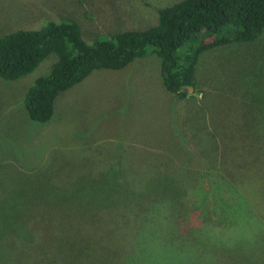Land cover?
<instances>
[{"label":"rangeland","instance_id":"obj_1","mask_svg":"<svg viewBox=\"0 0 264 264\" xmlns=\"http://www.w3.org/2000/svg\"><path fill=\"white\" fill-rule=\"evenodd\" d=\"M179 1L0 0V35L72 20L90 43L117 32L155 26L157 11ZM56 60L51 54L26 76L14 81L0 78V264H127L129 258L128 264H146L143 245L158 237L177 248L179 244L170 236L176 231L195 254L198 249L214 253L215 264H264V32L251 42H232L199 56L198 91H191L188 102L177 100L172 107L174 139L165 135L170 116L160 104V98L174 96L162 85L155 54L135 59L121 70H95L59 94L49 122H32L23 106L25 92ZM182 137L189 146L184 147ZM222 146L230 159L222 164L227 167L224 172L239 174L238 182L243 184L237 188L255 211V219L243 217L250 239L230 237L225 242V234L238 228L243 213L235 212L241 200L228 186L232 179L209 169L216 161L210 155L207 158L205 151L220 152ZM180 148L188 155L178 154ZM186 164L197 173L190 174L188 189L181 193L186 186L176 177L186 171ZM164 165L175 172L171 178L162 176ZM113 171H118L116 176ZM119 175L126 186L138 181L143 191L133 186L124 194L142 195L145 209L157 199L146 223L135 226L145 215L143 210L133 218L134 245L123 261L128 244L119 237L121 230L78 219L80 215L95 217L101 207L110 206L105 203L107 193L95 192L117 183ZM218 200L233 207L234 216L220 228L214 225L215 216L210 217L211 203ZM82 202V207L77 206ZM29 211L37 215L36 221L47 222L50 240L41 235L26 240L22 223ZM115 215V207L108 209L106 224L114 222ZM231 219L235 226L230 225ZM210 229L218 231L208 235ZM95 234L104 238L101 243L108 256L103 252L97 258L93 252L88 242ZM242 257L243 263L238 262Z\"/></svg>","mask_w":264,"mask_h":264},{"label":"trees","instance_id":"obj_2","mask_svg":"<svg viewBox=\"0 0 264 264\" xmlns=\"http://www.w3.org/2000/svg\"><path fill=\"white\" fill-rule=\"evenodd\" d=\"M157 14L158 21L155 26L145 30L117 32L109 37L95 39L90 43L83 38L79 25L72 20L50 21L37 30L19 29L0 35V78L5 81L17 80L32 73L49 55L55 54L57 56V60L49 72L45 76L37 78L27 89L23 98V106L28 118L32 122L44 124L51 120L54 101L59 94L83 82L95 70H121L135 59L155 54L160 60L163 87L176 99L184 100L188 97L186 89L198 91L195 81V67L199 56L204 51L232 42H251L264 32V0H181L171 6L160 8ZM205 38L210 40L206 41ZM256 141L259 142V140ZM182 142L184 147L185 144L189 146L185 137H182ZM222 147V150L216 153L215 151H205L207 158L211 156L216 161L209 169L211 172H221V174L232 179L228 186L233 187L234 193L232 195L241 200L236 205L237 209L239 208L238 211H235L236 214L239 215L242 212V218L255 219V211L250 201L245 198L244 192H241L244 194L242 196L237 188L243 184L238 182L237 176L239 174L234 171L233 173L229 171L230 174L224 172L227 167L222 164H226L230 159L229 152L224 146ZM218 156H220V162ZM255 156L257 159V155ZM148 167L150 172L151 166ZM189 167L186 164V171H180L176 177V180H183L186 186L181 193L188 189L191 182L190 174L197 173L192 172ZM163 168L162 176L171 178L175 174V172L167 170L166 165ZM143 170L141 171L146 173L145 169ZM236 171L238 170L236 169ZM113 172L115 176L118 173V171ZM241 178L244 179L245 177L242 175ZM121 180L122 176L119 175L114 180L117 183L110 182L104 185L101 191L95 192L96 195L102 194L104 196L107 193L109 197L105 203L110 205L109 207H101L95 217L80 215L78 219H84L96 227L121 230L119 237L128 244L120 258L123 261L134 245L131 239L136 236L134 231L137 228H133V218L143 210L147 214L145 213L135 226L146 223L149 220L147 215L150 209L154 207L153 202L155 204L157 199L148 203L145 209L146 204L140 203L144 200L142 195L127 196L124 194L133 186L143 191L140 185H136L138 181H132L126 186L121 184ZM233 183H236V186L232 185ZM120 189L121 191H119ZM113 192L116 193L113 194ZM170 201L176 200L170 199ZM82 205L83 202L77 206L82 207ZM176 205L180 207L177 201ZM211 205H213V213L210 217L215 216L216 223L214 225L216 228L222 227L225 221L234 217L230 211L233 207L222 205L219 200L212 202ZM241 206L243 208L240 210ZM112 207L116 209L115 221L106 224V213ZM25 213L23 214L24 222L22 225L24 231L27 232L26 240L31 235L33 241L39 235L50 240L52 232L48 230L47 222L40 219L36 221L37 215H33L30 211ZM72 216L77 219V215L72 214ZM234 220L231 219V224H229L234 225ZM33 230H40V232L34 233V235ZM170 236H173L174 241L179 244L177 246L179 251L183 252L188 249L183 244L187 240H183L177 231ZM256 236L263 237L262 234ZM139 237L138 232L137 238ZM102 238L95 234L93 240L88 242L92 243L93 252L96 250L97 258L102 257L103 252V256H108L107 251L105 249L103 251ZM104 241L106 244V239ZM237 245L242 246L243 243ZM246 250L251 252V250ZM213 254L207 255L204 250L198 249L197 254L190 260L189 264H215L216 255ZM244 256L248 261L246 253ZM46 258L54 260L49 255ZM243 260L244 257L239 258L238 262L243 263ZM127 261L125 260L127 264L131 262L130 258Z\"/></svg>","mask_w":264,"mask_h":264},{"label":"clouds","instance_id":"obj_3","mask_svg":"<svg viewBox=\"0 0 264 264\" xmlns=\"http://www.w3.org/2000/svg\"><path fill=\"white\" fill-rule=\"evenodd\" d=\"M218 230H207L208 235H215ZM251 238V231L246 218H241L239 226L235 230H229L225 234V242L231 238L239 237ZM144 259L146 264H189L194 258L195 253L192 250L185 249L183 252L176 247L166 243L160 238H151L148 243L143 245Z\"/></svg>","mask_w":264,"mask_h":264},{"label":"crops","instance_id":"obj_4","mask_svg":"<svg viewBox=\"0 0 264 264\" xmlns=\"http://www.w3.org/2000/svg\"><path fill=\"white\" fill-rule=\"evenodd\" d=\"M191 91L194 92L192 89H186V92L188 94V97L186 99H184L186 102H188L189 100H191ZM194 99V98H193ZM178 99H176L175 97H167V96H164V99H161L160 98V104H161V109L166 113V116H170L169 118V131L165 134V135H168L169 137H172L174 139V137L172 136L173 133L172 132V128H173V116H174V111L172 109L173 105H175V103L177 102ZM58 101L61 102V100L59 99ZM172 113V115H171ZM176 118V117H174ZM185 122V118H183L181 120V123L183 124ZM167 124L168 122H166V128L167 129ZM217 138H218V135H217ZM182 150V151H181ZM178 154H187V151H185L184 149H181L180 150H177ZM134 163V162H133Z\"/></svg>","mask_w":264,"mask_h":264}]
</instances>
